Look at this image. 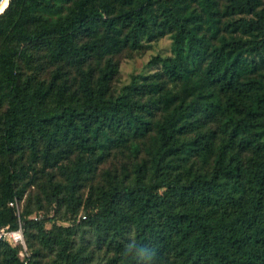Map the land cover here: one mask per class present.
Instances as JSON below:
<instances>
[{
  "label": "trees",
  "instance_id": "16d2710c",
  "mask_svg": "<svg viewBox=\"0 0 264 264\" xmlns=\"http://www.w3.org/2000/svg\"><path fill=\"white\" fill-rule=\"evenodd\" d=\"M168 34L171 56L149 63L161 71L111 94L113 56ZM38 49L76 67L77 87L63 68L39 78ZM96 57L107 60L94 80L86 67ZM130 146L133 168L107 170L84 197L97 164ZM26 152L66 179L50 184V209L21 205L15 157ZM0 157V228L22 222L29 253L25 263L20 247L0 242V264H42L35 244L55 253L51 264H87L73 240L85 228L110 264H264V0H10L0 15Z\"/></svg>",
  "mask_w": 264,
  "mask_h": 264
},
{
  "label": "rangeland",
  "instance_id": "374dc122",
  "mask_svg": "<svg viewBox=\"0 0 264 264\" xmlns=\"http://www.w3.org/2000/svg\"><path fill=\"white\" fill-rule=\"evenodd\" d=\"M172 46L173 40L171 35L168 34L151 40H143L140 49L125 47L121 52L113 56V61L118 64L119 72L111 83V94L117 95L123 91V89L131 83V79L135 75H148L160 72V66H149V63L157 56L163 58L171 56ZM33 55L35 57V72L38 73L39 78L47 80L51 77L52 73L59 68H63L68 74L70 83L74 88L77 87L78 74L76 67L69 63H52L44 49H38L37 51L33 50ZM106 60V57H96L87 64L86 68H91L94 80L97 77L100 67L105 65ZM23 68L25 71H28L26 66L23 65ZM212 127L216 129L215 125ZM134 145L135 144H133V146ZM133 146L126 149L113 150L107 159L97 164L96 171H94L90 177H87L83 184L82 195L85 197L91 187H96L99 183H104L107 170L116 168L121 169L124 166H129L132 169L133 165L137 162L136 151L132 149ZM76 158L77 155H73L70 160L65 161L63 164L72 166L74 165V161L77 160ZM139 158L147 159L144 148H141ZM2 160L4 159L0 157V162H2ZM36 160L37 158H34L29 152H26L22 156L15 157L18 169L25 171V180L21 185H27L25 195L21 200V205L24 209H29L31 211L40 209V207L44 209L52 208L55 204L53 202L56 200L50 202V198H52V186L50 184L53 183L57 185V183H67L65 177L59 172L58 167L53 170L48 169L44 167L39 160ZM118 178L121 179L120 177ZM80 214H87L85 207L81 208L79 215ZM54 216L55 213L52 211L50 217ZM61 219H70V216L66 213L65 207L59 209V220L62 222ZM73 240L76 249L81 246L84 251L91 253L90 261L87 264H110L113 253L104 246L99 247L95 245L93 243V234L88 228L77 231ZM35 245L36 249L41 251L42 264H51L55 260V253L44 249V247L38 244ZM18 257H20V259H25L22 255H18Z\"/></svg>",
  "mask_w": 264,
  "mask_h": 264
},
{
  "label": "built area",
  "instance_id": "2783aa9c",
  "mask_svg": "<svg viewBox=\"0 0 264 264\" xmlns=\"http://www.w3.org/2000/svg\"><path fill=\"white\" fill-rule=\"evenodd\" d=\"M10 207L14 208L15 214L20 217V207L18 204V201H14L10 203ZM45 217L44 213L36 214L32 217L34 221H40ZM86 217H83L85 219ZM0 242H7L10 243L13 246L20 247L19 256L22 255L25 259H21V261L25 262L27 261L29 257V253L27 250V246L24 240L23 235V223L20 222L19 229L12 230L9 226H5L0 228ZM20 258V257H19Z\"/></svg>",
  "mask_w": 264,
  "mask_h": 264
},
{
  "label": "water",
  "instance_id": "95a60500",
  "mask_svg": "<svg viewBox=\"0 0 264 264\" xmlns=\"http://www.w3.org/2000/svg\"><path fill=\"white\" fill-rule=\"evenodd\" d=\"M4 3H5V0H0V7H3L4 6ZM10 3V2H9ZM9 3H8V5H7V8H8V6H9ZM6 8V9H7ZM2 8H0V10H1ZM5 9V10H6ZM5 10L4 11H2V12H0V15H2L4 12H5Z\"/></svg>",
  "mask_w": 264,
  "mask_h": 264
},
{
  "label": "bare ground",
  "instance_id": "6f19581e",
  "mask_svg": "<svg viewBox=\"0 0 264 264\" xmlns=\"http://www.w3.org/2000/svg\"><path fill=\"white\" fill-rule=\"evenodd\" d=\"M10 2V0H7L6 3H4V6L2 7V9L0 10V12L4 11L7 8L8 3Z\"/></svg>",
  "mask_w": 264,
  "mask_h": 264
},
{
  "label": "clouds",
  "instance_id": "9594fccd",
  "mask_svg": "<svg viewBox=\"0 0 264 264\" xmlns=\"http://www.w3.org/2000/svg\"><path fill=\"white\" fill-rule=\"evenodd\" d=\"M7 2V0H5V3ZM0 8H2V7H0Z\"/></svg>",
  "mask_w": 264,
  "mask_h": 264
}]
</instances>
